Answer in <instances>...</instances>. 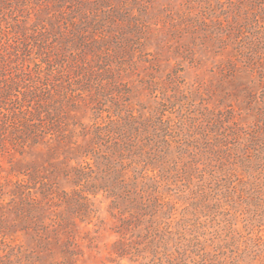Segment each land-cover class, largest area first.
<instances>
[{
	"label": "rangeland",
	"instance_id": "1",
	"mask_svg": "<svg viewBox=\"0 0 264 264\" xmlns=\"http://www.w3.org/2000/svg\"><path fill=\"white\" fill-rule=\"evenodd\" d=\"M0 264H264V0H0Z\"/></svg>",
	"mask_w": 264,
	"mask_h": 264
}]
</instances>
